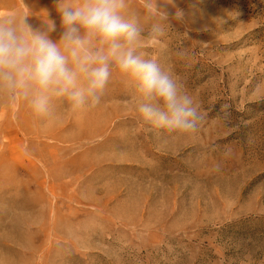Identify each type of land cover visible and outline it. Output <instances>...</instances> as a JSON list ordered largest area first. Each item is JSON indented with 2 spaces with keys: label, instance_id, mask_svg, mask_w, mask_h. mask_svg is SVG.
Here are the masks:
<instances>
[{
  "label": "rangeland",
  "instance_id": "374dc122",
  "mask_svg": "<svg viewBox=\"0 0 264 264\" xmlns=\"http://www.w3.org/2000/svg\"><path fill=\"white\" fill-rule=\"evenodd\" d=\"M38 1L0 12L52 19L58 40ZM145 2L128 0L139 52L192 96L199 131L146 124L118 71L94 108L57 101L38 118L0 99V264H264V0ZM156 4L183 12L158 36Z\"/></svg>",
  "mask_w": 264,
  "mask_h": 264
},
{
  "label": "clouds",
  "instance_id": "9594fccd",
  "mask_svg": "<svg viewBox=\"0 0 264 264\" xmlns=\"http://www.w3.org/2000/svg\"><path fill=\"white\" fill-rule=\"evenodd\" d=\"M56 22L33 28L27 14L0 12V99L21 100L38 118L52 113L57 101L75 110L102 103L113 72L136 83V111L152 128L169 134L199 131L204 115L173 74L138 46L145 35L139 18L127 12L128 0H57ZM145 7H151L146 0ZM179 10V9H178ZM159 19L151 35H162L164 22L182 20L156 4Z\"/></svg>",
  "mask_w": 264,
  "mask_h": 264
},
{
  "label": "crops",
  "instance_id": "0c3cea01",
  "mask_svg": "<svg viewBox=\"0 0 264 264\" xmlns=\"http://www.w3.org/2000/svg\"><path fill=\"white\" fill-rule=\"evenodd\" d=\"M73 1V0H69ZM57 0H41L38 1V3L28 4L31 7H42V6H51V7H57Z\"/></svg>",
  "mask_w": 264,
  "mask_h": 264
}]
</instances>
